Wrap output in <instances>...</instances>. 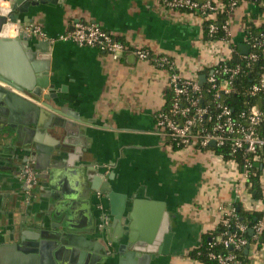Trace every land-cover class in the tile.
<instances>
[{
	"label": "crops",
	"instance_id": "1",
	"mask_svg": "<svg viewBox=\"0 0 264 264\" xmlns=\"http://www.w3.org/2000/svg\"><path fill=\"white\" fill-rule=\"evenodd\" d=\"M33 16V24L41 27L50 42V76L55 89L62 88L59 97L66 100L73 119L61 117L68 123V131L49 129L46 125L53 116L42 115V120L31 126L33 134L22 133V141L33 135L30 138L42 148L60 145L63 160L56 170L64 173L54 189L41 186L43 192H38L34 187L37 194L31 204L19 202L17 182L0 183V247L22 242L31 245L37 241V225L60 221V226L66 225L78 235L77 245L83 247L79 251L84 256L79 264H119L121 258L122 264H137L116 253L125 241L113 242L117 237L114 232L111 240L92 232L109 224L104 222L110 211L107 197L91 189L90 178L100 172L116 193L131 198L136 195L134 200L140 206L134 229L137 238L172 235L167 254L151 264H201L188 253L200 245L202 236L217 229L215 208L234 204L233 187L239 172L232 165H219L206 152H179L169 147L167 138L155 127V116L167 97L165 71L131 54L114 61L96 49L55 40L71 31L77 21L95 23L129 47H145L154 55L169 58L181 76L195 79L196 63L204 56L201 17L167 9L161 0H66L61 5L40 6L28 19ZM23 18L21 15L20 21ZM247 24L264 28V3L242 1L230 15L233 44L244 45ZM22 44L17 41L2 56L17 70L25 71L30 67V51ZM14 120L24 121L17 115ZM39 165L47 167V162L42 159ZM65 202L72 209L64 206ZM99 206L105 209L100 211ZM248 257L249 264H264V245L257 252L251 249ZM10 260V264H30L23 255L18 259L12 254ZM5 261V256L0 257V264Z\"/></svg>",
	"mask_w": 264,
	"mask_h": 264
},
{
	"label": "built area",
	"instance_id": "2",
	"mask_svg": "<svg viewBox=\"0 0 264 264\" xmlns=\"http://www.w3.org/2000/svg\"><path fill=\"white\" fill-rule=\"evenodd\" d=\"M256 3L258 0H241ZM170 10L197 13L207 31L202 42L204 56L197 61V77L187 79L179 74L177 65L165 56H157L147 48L129 47L114 35L91 22L77 21L72 30L58 36L56 41L68 42L80 48H93L117 61L123 55L131 54L141 62H146L167 73V90L164 108L155 116V127L168 140L174 151L206 152L216 159L219 165H232L238 172L237 183L233 187L235 202L232 205H218L215 210L219 214L217 225L222 230L213 232L209 240V249L216 246L220 252L210 251L209 260L214 264H243L239 253L246 247L259 251L257 237L264 227V219L252 227L243 224L238 217L237 207L245 211L260 213L264 207V74L252 83L247 90L250 98L256 103L237 115L222 101L223 96L233 92L235 81L246 71H251L260 53H264V33L258 36H246L244 45L248 46V54L241 55L240 62L234 63V44L230 37L229 20L219 28L225 34L222 38L213 39L218 28L214 24L216 16L222 13L230 15L238 7L240 0H161ZM19 30L26 31L29 36L38 40H48L41 27L29 24L24 28L12 25L7 20L2 35H17ZM236 45V44H235ZM238 47V46H237ZM199 74L206 76L204 85L198 81ZM204 86H207L204 90ZM214 143V147L210 144ZM215 149H224L229 154L226 159ZM256 170L261 171L259 185L260 200L253 197L249 178ZM31 168L25 169L26 184L35 178ZM253 234L250 236L249 231ZM248 234L249 238L246 237ZM248 256V254H247Z\"/></svg>",
	"mask_w": 264,
	"mask_h": 264
},
{
	"label": "water",
	"instance_id": "3",
	"mask_svg": "<svg viewBox=\"0 0 264 264\" xmlns=\"http://www.w3.org/2000/svg\"><path fill=\"white\" fill-rule=\"evenodd\" d=\"M66 0H2L3 5L9 4L8 7L0 6V183L10 182L16 184L19 191V202L29 204L35 201V188L38 192L42 191L39 187L54 189L58 180L64 172L60 169L59 162H62V147L53 145L42 148L37 144L35 138H29L22 141V133L33 134L35 132L31 126L37 125L42 120V115L53 116L50 125H46L49 129H64L68 131V123L64 122L61 117L72 120L69 114L70 107L66 106V100L59 97L60 93H64L62 88L55 89V81L51 74L49 66V48L48 40L35 39L24 30H19L17 35L10 38L7 34L2 35L3 27L7 20L20 28L33 24L34 16L28 19V15L39 9L40 6L46 4L61 5ZM24 18L20 21V16ZM23 41L30 51V67L25 71L17 70L7 59H3L4 52L10 46L15 45L17 41ZM6 49V50H5ZM241 55L248 54V46L238 45ZM200 85L206 82V76L198 77ZM20 116L24 121L16 122L14 116ZM30 119L32 122L28 123ZM214 147V143L210 144ZM47 162V167L40 166L41 160ZM36 162L35 164H33ZM61 164V163H60ZM31 168L35 172V178L32 182L26 184L25 169ZM94 171V170H93ZM66 172V171H65ZM95 175L90 178L91 189L95 192L106 196L110 203V211L107 214V225L101 228L97 227L93 234H104L107 240H111L110 234L114 232L117 237L113 242L118 240L125 241L119 245L117 254H122L124 258L136 260L137 264H151L156 257L167 254L172 241V235L152 236L145 234L136 237L134 229L138 224L136 218L140 210L139 203L136 202V195L132 198L127 194L116 193L109 185L108 177L102 173L94 172ZM104 176V177H102ZM104 180V185L101 186ZM109 177V179H113ZM125 189V186H121ZM34 189V191H33ZM127 190V188H126ZM255 194V193H254ZM54 197V196H51ZM53 201L59 198H51ZM133 199V200H132ZM64 206L71 208V204L65 202ZM151 206H159L153 204ZM105 207L99 206V210ZM67 209V208H66ZM72 209V208H71ZM237 207V211H239ZM103 213V212H102ZM102 213L99 215L102 216ZM37 241L31 245L25 243L17 244L13 247H0V257H6V264L11 263V256L14 254L18 259L23 255L29 260L30 264H79L83 262L84 256L80 255L83 247L77 245L78 235H76L68 226H60V221L56 224H40ZM253 232L250 230L249 235ZM27 246L28 248H25ZM78 249V250H77ZM129 250L126 252V250ZM19 253H17V252ZM249 247L244 250L247 255ZM22 254V255H21ZM106 252H103V256ZM19 262V261H18ZM122 264V258L119 261Z\"/></svg>",
	"mask_w": 264,
	"mask_h": 264
},
{
	"label": "trees",
	"instance_id": "4",
	"mask_svg": "<svg viewBox=\"0 0 264 264\" xmlns=\"http://www.w3.org/2000/svg\"><path fill=\"white\" fill-rule=\"evenodd\" d=\"M228 0H223V2H227ZM240 2H242L240 0ZM238 3V5L240 4ZM260 3H264V0H258L255 4L259 5ZM227 20H229V15L227 13H222L216 16V20L214 21V24L217 26L218 31L214 35L213 39L222 38L225 34L221 29L219 28L221 25H223ZM209 23V22H208ZM208 23H204V26L206 27ZM247 36L253 35L258 36L260 33H264L263 27H255L253 24H247ZM205 38L207 35V31L205 28ZM122 43H125L122 40H119ZM127 46L128 44L125 43ZM234 51L232 61L234 63H238L241 61L239 55H238V47L234 44ZM251 71L246 70L234 83L233 86V92L227 96L222 97V101L225 102L232 110L233 114L237 115L249 108V106L256 103V99L250 98L247 95V90L249 87L254 83L260 74H264V53H260V57L258 61L252 65ZM207 86H204V90ZM166 98L169 100L170 94H166ZM216 153L223 154L226 159H229V154L224 149H215ZM261 171L256 170V172L250 176L249 182L251 184V190L253 194V197L255 199H259L261 196V189L259 185V179H260ZM238 217L241 220L243 224H246L249 228L254 226L256 223L263 221L264 219V212L262 213H256V212H249L240 209L238 211ZM222 229L218 227L217 232H220ZM212 237V235H204L202 236L200 245L189 251L188 256L194 261H197L201 264H214L213 261L209 260L208 253L210 251L213 252H220L221 248L219 246L214 247L213 249H209V240ZM246 237L249 238L248 234H246ZM257 248L260 249L264 245V227L261 231V233L257 237ZM239 259L242 261L243 264H249V257L245 255L243 252L239 253Z\"/></svg>",
	"mask_w": 264,
	"mask_h": 264
},
{
	"label": "clouds",
	"instance_id": "5",
	"mask_svg": "<svg viewBox=\"0 0 264 264\" xmlns=\"http://www.w3.org/2000/svg\"><path fill=\"white\" fill-rule=\"evenodd\" d=\"M0 6H5L6 7V5H3L2 0H0Z\"/></svg>",
	"mask_w": 264,
	"mask_h": 264
},
{
	"label": "bare ground",
	"instance_id": "6",
	"mask_svg": "<svg viewBox=\"0 0 264 264\" xmlns=\"http://www.w3.org/2000/svg\"><path fill=\"white\" fill-rule=\"evenodd\" d=\"M6 34V33H5Z\"/></svg>",
	"mask_w": 264,
	"mask_h": 264
}]
</instances>
